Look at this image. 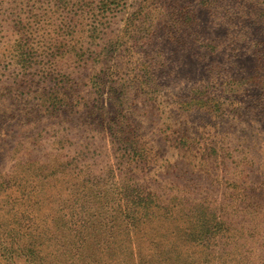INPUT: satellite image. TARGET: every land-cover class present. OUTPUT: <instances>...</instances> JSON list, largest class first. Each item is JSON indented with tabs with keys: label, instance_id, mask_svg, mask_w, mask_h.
<instances>
[{
	"label": "rangeland",
	"instance_id": "obj_1",
	"mask_svg": "<svg viewBox=\"0 0 264 264\" xmlns=\"http://www.w3.org/2000/svg\"><path fill=\"white\" fill-rule=\"evenodd\" d=\"M0 264H264V0H0Z\"/></svg>",
	"mask_w": 264,
	"mask_h": 264
},
{
	"label": "trees",
	"instance_id": "obj_2",
	"mask_svg": "<svg viewBox=\"0 0 264 264\" xmlns=\"http://www.w3.org/2000/svg\"><path fill=\"white\" fill-rule=\"evenodd\" d=\"M97 53L96 52H94V53H91V54H88V55H81L80 56V58H81V60L83 61V62H90V61H94V62H96V58H97ZM86 58V59H85ZM32 61V59H30V58H28V59H26L24 62H26L27 63V65L30 63L29 61ZM26 65V66H27Z\"/></svg>",
	"mask_w": 264,
	"mask_h": 264
}]
</instances>
